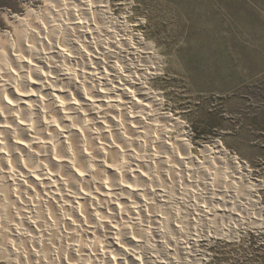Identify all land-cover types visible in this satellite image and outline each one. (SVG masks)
I'll return each mask as SVG.
<instances>
[{"label": "rangeland", "instance_id": "obj_1", "mask_svg": "<svg viewBox=\"0 0 264 264\" xmlns=\"http://www.w3.org/2000/svg\"><path fill=\"white\" fill-rule=\"evenodd\" d=\"M50 1L0 0V54L8 48L9 39H16L18 33L29 31L28 34L36 36L45 27L50 39L54 40L56 27L71 22L57 15L67 7L71 15L75 12L79 19L89 23L95 38L100 34L99 38L110 41L109 44L99 42L97 47L100 51L106 48L126 55L135 49L133 51L142 56L147 52L145 45L148 44L155 72L146 84L156 95L159 106L150 103L151 110L146 116L149 125L141 129L143 132L148 129V135L145 138V135L139 134L143 143L152 145L150 149L157 151L163 161L168 158L170 169L177 165L178 169L186 170L189 177L186 173L182 174L184 184L175 176L173 187L176 193V189L182 186L186 191L185 198L190 202L200 199L192 196L190 189L198 188V185L201 188L199 183L203 179L213 183V173L221 171V178L214 177V187L209 185L203 197L210 196L214 191L217 197L221 195L223 199L221 203L218 199L207 202L210 213L200 222L190 218L177 222L172 212L164 210L160 214L157 211L171 222H163L166 233L155 231L151 235L135 231L136 241L120 240L122 249L148 250L166 258L165 264H264V0H101L107 5L105 14H98L95 0L89 7L90 14L88 6L78 0H66L71 1L68 5L67 2ZM125 25L133 35L125 31ZM61 34L64 35V31ZM61 34L58 43L69 55L72 49L65 47ZM136 34L143 44L138 43ZM87 51L89 53V49ZM3 57L0 55L1 71L5 70L7 61ZM164 131L168 135L167 141L173 146L174 155L171 150L161 148ZM150 138L154 140L153 144L149 142ZM186 145H190L189 151L193 156L192 160L183 164L187 169L179 166L177 160V156L185 154ZM4 165L5 160L0 159V169ZM157 169L161 170V167ZM191 179L192 186L188 187L187 181ZM178 184L182 185L177 187ZM1 190L0 214L6 215L7 212L9 215L16 203L5 189ZM251 200L257 201L255 206ZM124 212L122 217L128 218L129 211ZM152 212L150 209L149 214ZM140 216L142 220L147 219L143 214ZM100 219L105 228L120 221V217L109 215V210ZM2 223L9 226L5 220ZM173 224L184 227L181 235L188 246L183 253L174 245L183 237L177 238L181 232H176ZM152 226H155L154 223ZM56 236L60 237L57 233L50 236L54 237L51 238L52 244H56L50 251L48 247L38 249L24 236L21 243H15V250L0 253V264H107L98 256L100 246L95 239L82 240L80 235L69 239ZM60 240L62 246L58 245ZM66 242L74 245L68 248ZM76 244L78 248L74 247ZM0 249H5L1 240ZM111 250L109 248L108 251L116 262L125 264L123 255L117 250L113 254ZM140 256L139 260H135L139 258L136 256L133 261L129 259V263L149 264L146 255Z\"/></svg>", "mask_w": 264, "mask_h": 264}, {"label": "bare ground", "instance_id": "obj_2", "mask_svg": "<svg viewBox=\"0 0 264 264\" xmlns=\"http://www.w3.org/2000/svg\"><path fill=\"white\" fill-rule=\"evenodd\" d=\"M78 1L88 6L90 14L89 7L94 0ZM102 2L95 0L98 14L107 13V5ZM67 8L56 13L71 21L68 24L71 26L59 23L53 34L54 40L50 39L45 27L38 35L36 32V36L28 34L29 31L18 33L16 39H9L8 48L0 54L7 59L5 70L0 69V159L5 160L4 168L0 169V190L5 189L16 203L15 206L10 205L12 210L9 215L6 211V215L0 214V240L4 241L5 248L0 249V253L15 250V243H21L24 236L38 249L48 247L50 251L56 245L51 241L55 236H50L57 233L60 237L66 236V239L79 235L82 240L95 239L100 246L98 256L107 264H118L115 257L110 255L109 248L112 253L117 250L122 254L125 264H130L129 259L133 261L139 257L135 259L139 260L142 257L140 254L146 255L149 264H165L166 258L148 250L122 249L120 240L136 241L135 231L151 235L166 233L163 224H168L169 220L167 216L160 215L164 210L172 212L177 222L185 218L200 222L210 213L206 203L215 199L221 203L223 199L221 195L217 197L214 191L210 196L203 197L204 190L209 185L213 186L214 177L217 175L221 178V171L213 173V183L205 179L201 183L195 182L201 188L199 185L198 188L192 187L190 194L195 198L200 197L199 201H188L182 186L174 192L173 177L176 176L184 184L182 174L186 170L178 169L176 164L174 170L170 169L168 158L163 161L157 151L150 149L152 145L143 143L139 136L143 134L146 138L148 135V129L145 132L141 129L149 125L146 116L151 110L150 103L159 106L156 95L146 84L155 72L149 45H145L147 52L142 56H138L133 51L135 49L126 55L106 48L100 51L98 43L109 44L110 41L99 38L102 36L100 34L96 36L99 40H96L89 23L79 19L75 12L71 15ZM125 27V31L133 35L128 26ZM63 31L64 35L61 34ZM60 34L65 47L72 49L73 53L67 55L64 46L58 43ZM135 38L143 44L138 34ZM167 137L164 131L161 148L171 150L174 155ZM149 142L153 144L154 140L150 138ZM189 148L190 145L185 146L184 157L177 156L179 166L185 167L183 164L193 159ZM187 182L188 187L192 186V179ZM225 196L233 197L230 194ZM251 201L255 206L257 201ZM150 209L153 210L151 214ZM108 210L109 215L120 217V221L105 228L100 218ZM124 211H129L128 218L122 217ZM259 211L262 212L261 209ZM140 214L147 219L142 220ZM4 220L7 223L11 221L9 226H4ZM153 223L155 226H152ZM22 225L25 227H21L23 230L19 227ZM173 226L176 232H181L177 238L183 237L184 227ZM186 241L183 237L176 240L174 245L183 253L188 246ZM77 244L74 247L78 248ZM58 245H63L61 240ZM73 245L67 243L68 248Z\"/></svg>", "mask_w": 264, "mask_h": 264}]
</instances>
